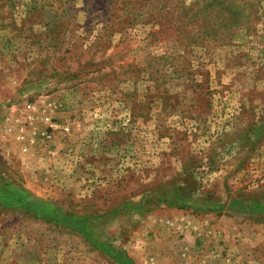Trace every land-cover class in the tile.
Returning <instances> with one entry per match:
<instances>
[{
    "label": "rangeland",
    "instance_id": "rangeland-1",
    "mask_svg": "<svg viewBox=\"0 0 264 264\" xmlns=\"http://www.w3.org/2000/svg\"><path fill=\"white\" fill-rule=\"evenodd\" d=\"M0 201V264H264V0H0Z\"/></svg>",
    "mask_w": 264,
    "mask_h": 264
},
{
    "label": "built area",
    "instance_id": "built-area-1",
    "mask_svg": "<svg viewBox=\"0 0 264 264\" xmlns=\"http://www.w3.org/2000/svg\"><path fill=\"white\" fill-rule=\"evenodd\" d=\"M25 110L29 113L27 115V117H26V120L29 121V122H32L33 118L35 117V113H38L37 105L33 104V103H28V104L25 105ZM40 116H41L40 120H42V122L45 123L46 128L48 130H50V131L60 130V131H63L65 133H68V130H69L68 127H59V125L54 123L52 121V119L43 110L41 111V115ZM33 135H35V134H33ZM40 135L43 138H45V139H49L51 137L50 134L47 131L41 132ZM24 139H25L24 130L20 129L19 130V134L17 136V141L22 142ZM26 140H27L26 143H30V144H33L35 142L34 136H33V138L31 140L30 139H26ZM22 150H23V152H26L27 151L26 146H24ZM210 263H211V260L208 261V262L207 261L203 262V264H210ZM185 264H189V263L186 262Z\"/></svg>",
    "mask_w": 264,
    "mask_h": 264
},
{
    "label": "trees",
    "instance_id": "trees-1",
    "mask_svg": "<svg viewBox=\"0 0 264 264\" xmlns=\"http://www.w3.org/2000/svg\"><path fill=\"white\" fill-rule=\"evenodd\" d=\"M13 204V205H12ZM239 204V201H233V203H232V205H238ZM1 205H3L4 206V204H3V202H1L0 201V206ZM17 204L16 203H12V201L9 203V205H7L6 207H15ZM234 207V206H233ZM232 208V207H231ZM251 209H252V207H251ZM66 219L64 218L61 222H65L66 223ZM72 224H75L74 222L72 223Z\"/></svg>",
    "mask_w": 264,
    "mask_h": 264
}]
</instances>
